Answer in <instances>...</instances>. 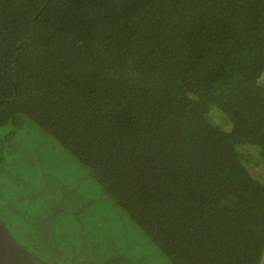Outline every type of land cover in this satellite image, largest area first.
<instances>
[{"label":"trees","instance_id":"1","mask_svg":"<svg viewBox=\"0 0 264 264\" xmlns=\"http://www.w3.org/2000/svg\"><path fill=\"white\" fill-rule=\"evenodd\" d=\"M28 119L173 264L261 263L264 0H0V129Z\"/></svg>","mask_w":264,"mask_h":264},{"label":"rangeland","instance_id":"2","mask_svg":"<svg viewBox=\"0 0 264 264\" xmlns=\"http://www.w3.org/2000/svg\"><path fill=\"white\" fill-rule=\"evenodd\" d=\"M31 123L26 120L11 135L9 128L0 129L6 146L0 200L9 213L0 207L4 226L28 237L31 251L39 252L47 248L42 230L53 217L60 264H173L122 207L104 197L86 166ZM17 221L26 228L14 226Z\"/></svg>","mask_w":264,"mask_h":264},{"label":"flooded vegetation","instance_id":"3","mask_svg":"<svg viewBox=\"0 0 264 264\" xmlns=\"http://www.w3.org/2000/svg\"><path fill=\"white\" fill-rule=\"evenodd\" d=\"M5 214L9 215L8 212H6ZM21 216L22 215H20V217ZM2 219H3V217L0 216V257L2 259H5V261H0V264H28L29 262H27L24 258H22V260H21L18 256L21 253V251H20L21 249L25 250L26 254L31 255V240H29L28 237L16 236L12 232V230L10 228H8L7 224L5 226L2 224V222L5 221V220L3 221ZM22 225H23V223L19 222V221H17L16 224L14 223V226H18L20 228H22ZM23 227L26 228L25 225H23ZM5 231H7V232H5ZM5 233H7V235H5ZM11 239L13 240L12 241L13 244L10 243ZM9 248H12V250L15 251L17 253V255L19 252V255L14 258L13 262L11 260L9 261L10 257L8 258V254L6 256L1 254ZM40 253H42V252H40ZM44 259L50 260V259H52V255L50 256V258H44ZM57 261H58V259H57Z\"/></svg>","mask_w":264,"mask_h":264},{"label":"water","instance_id":"4","mask_svg":"<svg viewBox=\"0 0 264 264\" xmlns=\"http://www.w3.org/2000/svg\"><path fill=\"white\" fill-rule=\"evenodd\" d=\"M53 217L52 219L49 221V227L47 229V232H48V235H50V227H51V224L53 222ZM7 232V231H5ZM5 235H7V233H5ZM10 236V235H9ZM12 239H11V242L12 243ZM13 244V243H12ZM14 246V245H13ZM18 248V247H17ZM2 255L6 256L8 254V258L10 257L9 261L11 260L13 262L14 258L17 257V253L15 251L12 250V248H9L7 250H5L3 253H1ZM56 253H55V247H54V250L52 252V259L50 260H42L40 258H37L36 256L34 255H31V261L28 263V264H60L58 261H57V258H56ZM1 258V257H0ZM0 261H5V259H0ZM260 264H264V254L262 256V260H261V263Z\"/></svg>","mask_w":264,"mask_h":264}]
</instances>
